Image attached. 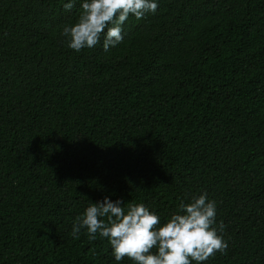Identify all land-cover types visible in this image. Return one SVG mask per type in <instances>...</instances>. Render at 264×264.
<instances>
[{"label":"trees","instance_id":"obj_1","mask_svg":"<svg viewBox=\"0 0 264 264\" xmlns=\"http://www.w3.org/2000/svg\"><path fill=\"white\" fill-rule=\"evenodd\" d=\"M66 2L0 0V264H132L75 217L201 193L228 244L204 264H264V0H156L79 52Z\"/></svg>","mask_w":264,"mask_h":264},{"label":"clouds","instance_id":"obj_2","mask_svg":"<svg viewBox=\"0 0 264 264\" xmlns=\"http://www.w3.org/2000/svg\"><path fill=\"white\" fill-rule=\"evenodd\" d=\"M77 0H67L71 11ZM80 13L72 24L62 29L67 47L76 52L94 48L103 37L108 51L123 40L122 25L130 15L137 20L154 14L156 0H79ZM187 199V202H185ZM181 199L177 212L166 222L142 203L115 202L104 197L89 203L73 221L71 235L78 239L86 230L89 241L99 235L106 238L116 261L125 258L132 264H204L216 253H226L228 244L220 234L225 225L216 226V201L206 193Z\"/></svg>","mask_w":264,"mask_h":264}]
</instances>
